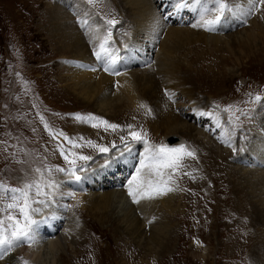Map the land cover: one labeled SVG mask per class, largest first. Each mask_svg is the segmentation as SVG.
Listing matches in <instances>:
<instances>
[{
    "label": "rangeland",
    "instance_id": "374dc122",
    "mask_svg": "<svg viewBox=\"0 0 264 264\" xmlns=\"http://www.w3.org/2000/svg\"><path fill=\"white\" fill-rule=\"evenodd\" d=\"M236 1L229 0V3L232 4ZM82 2L90 5V8L92 7L95 11V16L107 27L105 37L108 36L110 29L120 25V10L115 4H110L109 0H93L92 3H89V0H82ZM49 3L51 6V0H0V181L10 186L22 187L24 183L38 178L34 169L40 168L42 171L46 168L52 169L50 174H45V178L57 181L61 188L59 191L64 193L66 190V193L57 195L55 204L43 209L41 213L35 214L34 218L36 217L35 219L39 223L34 226V236H40L41 229L47 227L46 224H41L43 219L39 217L47 215V217H52L56 223L55 226L51 224L53 228L49 232L54 231V234L47 236V243L54 239L53 241H60L63 246L56 252L54 261L52 257L45 258L42 255L38 259L39 262L36 259L31 260L23 254L21 245L7 252L8 254L0 253V255L2 257L4 255L5 259L7 258L8 261L15 264H24V262H27V264H244V260H248L246 256H243L244 260H242L237 257L239 256L238 252L235 255H229L227 254L228 251H226L227 245L224 246V241L230 239L229 236L232 239L236 237L235 234L238 228L235 225L237 215L231 212L235 211L234 205L228 203V207H226L224 200L222 203L218 201L223 195L228 196L233 201L237 192L235 190L236 185L232 181L234 180L233 177H231V180L228 179L229 170L232 168H227V166L231 160L229 159L227 162L224 157L213 156L211 160V165L213 166H211L209 158L205 156L206 154L200 147L202 139H195L194 133L185 139L169 136L164 142L163 135L160 137L161 133L155 135L151 132L152 129L148 127L146 120L151 118L152 114H146L145 108L139 107L135 111L130 112V109L121 105V109L116 107L109 109V111L97 110L99 112L97 113L92 107L89 108L81 101H77L75 96L65 89L64 83L57 79L59 77L58 65L45 69L48 64L52 63V57L41 46L42 41L40 39H43V37L39 36L38 32H40L39 25L41 26V22L39 20L43 5ZM211 5L215 7L214 4ZM156 6L159 8L158 4ZM170 7L167 8L166 4L163 8L158 9L159 11L163 10V13L161 12L163 18L169 19L173 17V10ZM214 7L211 6L210 8ZM233 12L229 13L230 15L227 14V17L231 16ZM263 12L264 5H260L259 11L253 12V17H257L259 21H264ZM189 16L184 17V19L189 21ZM193 19L194 17L188 22L189 27H192V24L197 22L196 19L194 21ZM109 20H114L116 23L109 24ZM245 22L244 26L240 25L226 30L224 36L228 34L231 36L226 39H229L232 43L236 34L240 35V31L244 33L243 29L251 23L249 21ZM126 24L128 27L130 22ZM122 26L121 28L119 27L118 33L128 37L130 31L128 32L125 29L126 27ZM254 31L258 32L256 29ZM110 32L111 37L108 43L115 41L114 32L111 30ZM46 45L49 51L53 49L49 44L46 43ZM194 48L198 49V52L203 51L198 46L195 47L194 45L191 47V49ZM234 49L236 51L239 50L236 44H234ZM236 57L230 52H227L222 56L223 59L219 60L215 56L208 57L207 61L204 62L203 69L207 72L209 67H211L214 73L219 72V76L215 79L199 80L202 69L200 65L195 68L199 74L197 72L194 74L192 72L191 74L194 78L193 87L198 91L195 99L197 97L198 100L203 99L200 101L201 104L198 103L200 104V109L205 113L202 112V115L206 116V112L209 111L220 113L218 115L227 119L232 128L224 136L232 137L234 135L233 137H238V134H240L241 138L239 137L238 139L241 141L239 142V147H243V144L246 143L245 138L250 136L253 127L262 118V112L259 107L264 105V46L261 49L254 50L247 57H241L239 61L236 60ZM191 58L192 55L189 59ZM94 62H97L96 59ZM135 67L141 68L140 65ZM150 67L152 68V63L143 67V69L145 70L146 68L148 71L151 69ZM159 92L161 97L169 103V110L176 115H179L180 110L183 109L179 107H184L187 103L186 101L189 100L184 97L178 99L177 102H172L169 95L166 94V88L163 90L159 88ZM205 100L210 104L209 107H205ZM151 104L152 102L150 105L146 103L150 109L152 107ZM229 106H232L231 111H225ZM114 109L117 113L114 112ZM77 114L84 117L88 115L100 117L110 123L121 126L131 124L134 125V130L142 128L147 133L148 141L152 144L163 143L169 147H179L183 144L189 150L195 151L196 157H186L183 160V166L173 175L172 180L168 182V186L174 189L172 191L173 194L180 197V202L178 204L179 208L175 210L178 212H172L168 215L169 220H171L168 228L170 246L166 252L158 254L162 246H157L155 251L152 253L148 252V255H146V235L149 237L150 234L149 221H146V225L140 230L139 234L132 236L127 231H117L118 227L116 225L118 223H114L118 220L117 214L111 213L104 220H101L102 216L100 215H90L88 208H84L81 202V199L85 198L89 191H78L80 194H77L76 190L68 189L72 188L71 185L74 183L78 186L81 185L80 183L83 179L81 182H72L64 173L55 170L58 167H69L64 155L61 153V148L65 150V154L78 152L91 156L92 159L87 162L78 161L80 165L86 164V171L89 170L87 168L88 165L90 167L98 165L103 159H108L110 163V158L112 157L110 153L115 152V155H119L118 152L124 149L119 137L127 135L126 128L124 132L117 131L113 133L111 131L105 132L103 127H101L97 129V134H90L91 137L88 138V135L82 134L77 129L79 125L77 122H80V120L75 118ZM41 117H43V120ZM187 121L189 125L191 123L193 126L191 121ZM45 123H47L49 128H45ZM208 125L210 126L211 123ZM239 126L243 128L240 129L241 127ZM60 131L68 133V138L77 143H82L79 139L83 137L84 140H96L98 141H95L97 144L109 147H111L112 142H115L117 148H112L109 153H101L88 146L73 148L68 139L60 138ZM213 131L210 133L211 137ZM203 134L205 133L203 132ZM173 138L176 141L170 144L168 139ZM135 143L131 142V145ZM217 143H219L217 144L218 146L222 144L218 140ZM239 147L236 146V151L232 150V155H237ZM137 150H139L137 158H140L144 151L142 147ZM224 150L226 152L229 151L227 148ZM102 164L103 162L100 165ZM231 164L234 163L231 162ZM214 165H217V167ZM241 166L238 165L236 169ZM86 171L83 172V175L86 174ZM122 176L124 177V175ZM128 177L129 173L127 172ZM219 178L220 181H218ZM222 186L223 190H221ZM110 188L108 187L104 190L109 191ZM113 190L116 191V189ZM72 192L77 195L69 197L67 194ZM246 198L250 200V197L246 196ZM60 204L64 205L65 209L68 205V208L61 210L59 208ZM254 206V203H250V205L247 203L242 208L236 207L251 215L254 223L256 215L250 212L254 210ZM120 207V209L117 208L119 215H122L124 210L130 209L126 203H122ZM73 220L78 225V232L76 234H68L66 228L71 225ZM232 221H234V224ZM217 224H219V228ZM42 225L44 226L42 227ZM218 230L224 233L220 234ZM249 231L253 232L254 227ZM146 232L147 234H145ZM142 233H144L141 235L143 238L139 236ZM166 243L167 240L164 241V246ZM253 253L257 254L255 249H253Z\"/></svg>",
    "mask_w": 264,
    "mask_h": 264
},
{
    "label": "bare ground",
    "instance_id": "6f19581e",
    "mask_svg": "<svg viewBox=\"0 0 264 264\" xmlns=\"http://www.w3.org/2000/svg\"><path fill=\"white\" fill-rule=\"evenodd\" d=\"M51 2V6L50 3L43 5L39 20L41 26L39 25L40 32L38 34L43 37V39H40L42 41L41 46L52 57V63L48 64L45 69L58 65L59 77L57 79L64 83L65 89L73 94L77 101H81L89 108L92 107L96 112L97 110L109 111V109L116 107L121 109V105L133 112L140 105H146V103L150 105L152 102V115L151 118L146 120L147 125L155 135L161 133L160 137L163 135L164 142L169 136L185 139L194 133L195 139H202L200 147L206 154L205 156L209 158L210 165L213 156L224 157L227 162L230 159L227 168L231 167L232 169L229 170L228 179L231 180V177H233L234 180L232 181L236 185L235 190L237 192L233 201L226 195H223L218 201H220L219 203L225 201L226 207H228V203L234 205L235 211L231 212L237 215L235 225L238 228L235 234L236 237L232 239L229 236L230 239L224 241V246L227 245L226 251L229 255H235L238 252L239 256L237 257L242 260H244L243 256H246L248 260L245 259L244 264H264V105L259 107L262 112L261 121L253 127L254 131H251L250 136L245 138L246 143L243 144V147H239L240 134H238V137H233L234 135L232 137L224 136L232 129L227 119L223 116L220 117L218 115L220 113L211 111L206 112L207 117L202 115L200 101L203 99L198 100V97L195 99L198 91L193 87L194 78L191 74L192 72L193 74L198 73L195 70L198 65L203 69L204 62L207 61L208 57L215 56L219 60L227 52H230L233 56H238L236 60L239 61L241 57H247L254 50L261 49L264 46V21H259L257 17L254 18L253 13L246 14L250 7L249 0H237L232 3L231 5L235 6L233 7V14L219 24L214 31H208L203 27L188 26L191 18L194 17L193 21L199 19L205 4L209 9H211V6L214 7L207 0H204V4L199 6L195 4V0H189V6L182 9L178 8V5L183 3L184 0H109L110 4L118 6L121 22L114 29L108 28L114 32L115 41L109 42L106 47L110 48L117 59L114 68L107 72L104 71L107 66L106 62L98 60L94 54V50L98 51L99 45L104 42L107 27L95 16L93 8H90V5L82 2V0H51ZM156 4L159 8H163L166 4L167 8L171 6L173 17L163 18L161 14L163 10L159 11ZM262 14L264 15V12ZM188 16L189 21H186L184 17ZM117 18L119 19V17ZM245 21L251 23L243 29L244 33L240 31V35L236 34L232 43L229 39L227 40L226 38L231 36L229 34L224 36V32L230 28L244 26ZM127 22H130L128 27ZM122 25L126 27L125 29L128 32L130 31L128 37L118 33ZM255 29L258 31L257 33L254 31ZM46 43L53 48L51 51L47 49ZM234 44L239 48L238 51L234 49ZM194 45L200 47L203 51L198 52L196 48L191 49ZM191 55L192 58L189 59ZM95 59L97 62H94ZM151 63L152 68L150 67V70L143 69ZM136 65H140L141 68H136ZM202 69L199 80L207 81L219 76V72L214 73L211 67L207 72ZM189 71H191L190 74H188ZM116 72L119 75L115 74ZM159 88L162 90L167 89V93L171 94L170 99L172 102H177L178 99L184 97L189 99L184 107H179L183 108L180 110L179 115L169 110V103L161 97ZM204 103L205 107L210 106L206 100ZM114 112L117 113L115 109ZM256 113L255 115H257ZM187 120L191 121L193 126L191 123L189 125ZM77 123L79 124L77 129L82 134L88 135V138L91 137L90 134L98 133V128H92L91 123L82 121ZM209 123H211L210 126ZM211 131H213L212 137L210 136ZM206 140L209 141L206 142ZM217 140L222 142L221 146L217 145L219 144ZM223 141L230 142L232 147L229 149L228 143ZM236 146L239 147V150L237 149V155L234 156L232 150ZM141 147L144 151L145 145L136 142L131 145L132 151L130 153L126 151L124 156L115 155V152L110 153L112 156L110 163L108 159H103L98 165L91 167L88 165L89 170L85 172L81 185L78 186L74 183L71 185L72 188H68V186L67 188L72 189V191L76 190L75 192L89 191V194L82 198L81 202L84 208H88L90 215H100L102 216L101 220H104L111 213L117 214L118 220L114 223H118L116 225L118 232L127 231L132 236L137 235L146 225V221H149L150 234L149 237L146 235V255H148V252L155 251L157 246H162L158 253L162 254L170 246L168 228L171 220H169L168 215L172 212H178L175 210L179 208L180 197L170 191L154 199H143L139 204L133 202L128 194L127 182L129 177L131 178L134 174L135 167L141 158H137L139 151L137 149ZM226 148L229 150L228 152L224 150ZM102 162L103 164L100 165ZM231 162L234 164H231ZM238 165L244 166L236 169ZM214 166L217 167V165ZM127 172L129 173L128 178ZM218 181H220V178ZM108 187H111L109 191L104 190ZM113 189H116V191ZM221 190H223V186ZM65 191L64 193H66ZM246 196L250 197V200ZM246 202L249 205L250 203L255 204L254 210L250 211L256 215L254 223L251 215L236 207L242 208L247 204ZM122 203L128 204L130 209L124 210L122 215H119L117 208L120 209ZM66 207L68 208V205ZM59 208L61 210L67 209L61 204ZM43 216L39 217L46 220L43 223L47 227L41 229V231L39 230L41 234L35 237V242H27L26 246L21 245L23 254L31 260L36 259L37 262H39L38 259L41 255L45 258L52 257L54 261L56 252L63 246L60 241H53V238L47 243L49 231L56 223L53 218L51 222V218L45 219ZM232 222L234 224V221ZM76 224L74 220L71 221V225L66 228L68 234L78 232V225ZM217 225L219 228V224ZM253 227L254 231L250 232L249 230ZM222 233L224 232H220V234ZM143 234L139 236L142 237ZM165 240L168 244L166 243L164 246ZM253 249L256 250L257 254L253 253ZM140 253L143 254L142 251ZM0 264L15 263L8 261L7 258L5 259L3 255L0 258Z\"/></svg>",
    "mask_w": 264,
    "mask_h": 264
},
{
    "label": "snow or ice",
    "instance_id": "6c2138e0",
    "mask_svg": "<svg viewBox=\"0 0 264 264\" xmlns=\"http://www.w3.org/2000/svg\"><path fill=\"white\" fill-rule=\"evenodd\" d=\"M93 0H89L92 3ZM208 3L214 4L215 7L209 9L206 4L200 13L199 19L192 27H203L208 31H214L226 18L227 14L233 12V6L229 0H207ZM250 7L246 14L259 11V6L264 5V0H249ZM196 5L204 4V0H195ZM189 6V0H184L178 5V8ZM109 24H115L114 20H109ZM111 32L104 38V42L99 45V50H94L98 60L106 62L104 71H110L114 68L117 57L106 47L110 40ZM115 74L119 75L118 72ZM171 98V94L166 93ZM146 109V114L151 113V109L147 105H140ZM232 106H229L225 111H231ZM234 115V113H232ZM76 119L91 123L92 127L101 128L105 132L113 133L119 131L124 132L127 129V135L119 137L120 142L124 145V149L119 151L120 156H124L125 151L131 152V142L143 143L145 145L144 153L135 167L134 174L127 182L128 194L133 202L139 204L143 199H154L158 196L165 195L173 188L168 186V182L172 180L173 175L183 166V160L186 157L195 158L194 150H189L186 145L181 144L179 147H169L167 144H152L148 141L147 133L141 128L134 130V125L121 126L119 124L110 123L100 117L88 115L87 117L77 114ZM43 120V117H41ZM45 128H49L45 123ZM63 136V133H60ZM68 139L73 148H82L85 146L94 148L101 153H109L112 148H117L115 142H112L111 147L107 145L97 144L93 140H84L80 138L82 143H77ZM229 147L232 144L227 141ZM233 151H236L233 148ZM61 153L64 155L65 161L69 164L68 168H56L57 172L64 173L71 178L72 182H80L83 177L79 172L86 171L83 165L78 164V161H89L92 159L89 155H83L78 152H70L65 154V150L61 148ZM71 157V158H70ZM171 170V171H168ZM37 174L36 179L31 182H26L22 187L10 186L3 181H0V253L6 254L17 246L27 242H35L34 226L39 222L34 218L35 214L41 213L43 209L48 208L56 203L57 195H64L59 191L60 184L51 178H45L46 173H51V168L41 170L34 169ZM69 197L75 195L74 192L67 194ZM2 258V255H0ZM27 264V262H24Z\"/></svg>",
    "mask_w": 264,
    "mask_h": 264
}]
</instances>
